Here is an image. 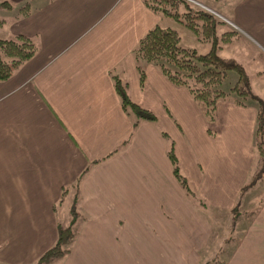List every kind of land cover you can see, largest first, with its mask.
<instances>
[{
	"label": "crops",
	"instance_id": "0c3cea01",
	"mask_svg": "<svg viewBox=\"0 0 264 264\" xmlns=\"http://www.w3.org/2000/svg\"><path fill=\"white\" fill-rule=\"evenodd\" d=\"M222 3L220 12L264 49V0ZM0 6L9 29L2 37L23 35L35 46L0 81V264H32L54 243L52 208L60 198L67 206L75 200L88 216L63 264H195L187 255L207 240L206 214L170 175L160 135L122 110L114 78L174 132L181 149L162 106L169 108L191 143L183 138L192 150V188L222 205L251 165L254 108L218 103L216 134H205L208 123L188 93L135 59L138 41L159 21L142 0H0ZM8 233L15 240L1 248ZM234 255L243 261L240 250Z\"/></svg>",
	"mask_w": 264,
	"mask_h": 264
},
{
	"label": "rangeland",
	"instance_id": "374dc122",
	"mask_svg": "<svg viewBox=\"0 0 264 264\" xmlns=\"http://www.w3.org/2000/svg\"><path fill=\"white\" fill-rule=\"evenodd\" d=\"M185 1L192 5V7L199 8L212 14L219 22H221L216 26L215 43L217 46V54L219 57L231 59L238 64L242 68V71L248 80L250 94L239 97L236 92L232 91L233 86H235L238 81V76L234 71H228L218 85V88L227 93L228 97L218 100L213 111V116L215 118V111L218 103H229L241 108H246L248 106H252L254 108L255 124L252 137V158L244 184L240 186L230 201L228 196L224 197L225 205L218 203L214 195L210 196L206 193L208 199L204 198L200 193V190L196 189L195 186V189L192 188L188 178L191 167H193L190 157L192 155L190 146L191 143L188 137L184 135L185 133L183 132L182 127L177 123L169 108L164 104L162 106L165 115L175 127L174 130L177 132V137L182 142L181 149L177 143L178 139L176 140V137L174 136V132L172 131V134L169 128H165L162 125L154 111L149 110L156 119L154 122L146 120L141 121L148 122L156 133L160 135L165 143V151L168 148V143L163 138L162 133L169 137L173 142V150L177 158L178 168L182 176L187 181V186L191 193L190 197L180 188L178 182L174 179L171 164L165 154L167 165L170 169V175L182 192L185 200L196 209L200 210V212L203 211L210 224V229L207 234L208 237L207 240H205L206 242L204 245L199 250L195 249L194 251L196 252L193 251V253L191 252L187 255L188 259L191 258V263L264 264V153L259 152L260 148L264 149V49L256 42L246 38V35L236 29L231 21L228 20L222 12H220V10H222L221 4H223L222 2H225L226 0ZM3 9L5 8L0 6V39L15 40L17 36L10 39L2 37L9 33V29L6 27L7 25H2L4 23L3 16L5 14L2 13ZM19 9L20 8H15V12L19 11ZM152 13L159 19L155 25L159 24L164 27H170L177 31L180 36V44L183 47L194 49L197 54H206L211 49L213 40L204 35L202 21H197L196 30H192L180 21L174 20L170 17H160V15L154 12ZM8 60H11V58ZM16 63L19 62L16 61ZM146 63L152 64L160 72L158 66L154 63ZM11 65L13 66L12 63ZM12 69L14 70L15 68ZM160 74L169 83H171L161 72ZM177 87L184 89L188 93L198 111L204 118V121L208 123V128L204 131L205 134L208 136H214L216 134V129L211 126L214 118L212 121H208L202 113L200 107L192 99L187 88L184 86ZM259 115L262 116L260 123L258 122ZM184 137L190 144L183 140ZM258 146L261 147L258 148ZM195 165L196 170H201V163L196 161L194 162V166ZM193 168L195 169V167ZM227 192L229 193V191ZM75 198L76 195L74 196V199ZM63 202L62 198H60L58 205L54 206L52 211H54L56 219H58V222H56V231L58 224L62 227L68 226L72 231V239L70 240L68 246L69 252L48 262L38 261L39 257L51 246H53L56 242L55 239L54 243H52L50 247L43 250L38 256H36L37 254L35 255L36 258L32 264H63L64 258L71 252L74 245L78 244L81 234L80 226L88 216L83 212L82 208H78L75 200L72 201V205L70 206H67L66 202ZM6 240L10 245L15 238L13 237V234L8 233L7 237H3L1 239V248L4 246L2 244H4ZM81 240L83 239L81 238ZM86 242L84 243V246H86ZM33 248L34 245L30 248V252L36 253V249ZM5 249H7V247ZM239 250L243 256V261L241 262H238L241 258H239V260L236 259L237 257L234 259V253ZM6 253H10L9 249L6 250Z\"/></svg>",
	"mask_w": 264,
	"mask_h": 264
},
{
	"label": "trees",
	"instance_id": "16d2710c",
	"mask_svg": "<svg viewBox=\"0 0 264 264\" xmlns=\"http://www.w3.org/2000/svg\"><path fill=\"white\" fill-rule=\"evenodd\" d=\"M142 2L160 17H170L180 21L192 30H196L197 21H202L204 35L213 41L211 49L206 54H197L194 49L185 48L180 44V36L176 30L157 24L138 41L134 49L136 60L154 63L173 85L186 87L208 121L214 118L213 111L216 102L228 97L227 93L218 88L228 71H234L238 76V81L232 91L236 92L239 97L250 94L248 80L242 68L233 60L219 57L217 54L216 26L221 22L212 14L192 7L185 0H142ZM34 52L35 46L32 41L23 35H18L15 40L0 39V81L8 78L12 73V68H16L21 62L29 59ZM10 58L11 60H8ZM137 69L139 82L142 84L144 73L141 68ZM114 88L122 110L134 117L135 124L141 120L151 122L156 120L149 110L130 99L126 84L114 78ZM261 118L262 116L259 115V123ZM162 136L168 143L165 154L171 164L172 175L180 188L190 197L187 181L178 168L173 142L165 134L162 133ZM259 152L264 153V149L260 148ZM71 239L70 228L58 224L56 242L39 257L38 261L48 262L69 252L68 246Z\"/></svg>",
	"mask_w": 264,
	"mask_h": 264
},
{
	"label": "built area",
	"instance_id": "2783aa9c",
	"mask_svg": "<svg viewBox=\"0 0 264 264\" xmlns=\"http://www.w3.org/2000/svg\"><path fill=\"white\" fill-rule=\"evenodd\" d=\"M190 1H192V0H190Z\"/></svg>",
	"mask_w": 264,
	"mask_h": 264
}]
</instances>
